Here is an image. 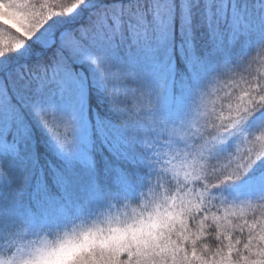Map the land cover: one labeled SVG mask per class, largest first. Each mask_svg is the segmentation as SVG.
Wrapping results in <instances>:
<instances>
[{"label": "snow or ice", "instance_id": "obj_1", "mask_svg": "<svg viewBox=\"0 0 264 264\" xmlns=\"http://www.w3.org/2000/svg\"><path fill=\"white\" fill-rule=\"evenodd\" d=\"M161 37L193 69L201 57L224 59L175 125L151 113V91L131 84L115 58L124 45ZM257 47L264 0H0V135L24 96L85 64L128 121L159 132L145 141L133 196L111 204L132 209V236L101 264H264V74L251 71L250 59ZM240 72L246 87L237 93L230 81ZM133 102L141 105L134 116ZM0 177L11 180L3 163ZM15 203L10 196L0 211L5 249L14 228L29 230Z\"/></svg>", "mask_w": 264, "mask_h": 264}, {"label": "trees", "instance_id": "obj_2", "mask_svg": "<svg viewBox=\"0 0 264 264\" xmlns=\"http://www.w3.org/2000/svg\"><path fill=\"white\" fill-rule=\"evenodd\" d=\"M244 47L251 50L253 45L245 43ZM115 58L131 84L151 91L152 109L159 112L180 106L187 113L196 89L224 63L223 58L201 57L193 69L188 59L177 55L170 37L124 45ZM250 59L251 71L264 74V48L257 47ZM146 64L156 74L139 73ZM245 79L246 74L240 72L230 81L237 86V93L246 87ZM64 100L72 103L76 114L72 120L87 124L90 162L86 164L71 159L67 147L53 133L62 132L64 124L52 123L53 115L49 116L46 110ZM143 106L147 107L146 102ZM132 107L134 116L141 105L133 102ZM41 115L53 132L41 121ZM167 117V124L175 125L184 115ZM3 123L0 113V126ZM152 134L155 132L149 124L128 121L124 113L115 109L96 81L94 70L78 63L69 75H58L38 91L24 96L9 122L8 133L0 135V163L11 178L9 181L0 177V211L4 210L5 201L14 196L12 210L21 221L32 217L44 228H53L131 198L127 190L119 189V182L128 180L133 189L137 185L139 174L146 167L145 141ZM116 176H121L119 182H115ZM241 208L250 214L247 208Z\"/></svg>", "mask_w": 264, "mask_h": 264}, {"label": "clouds", "instance_id": "obj_3", "mask_svg": "<svg viewBox=\"0 0 264 264\" xmlns=\"http://www.w3.org/2000/svg\"><path fill=\"white\" fill-rule=\"evenodd\" d=\"M131 218V208L110 205L58 227L25 231L20 225L8 237L12 247L0 243V262L15 253L13 264H101L102 254L131 238Z\"/></svg>", "mask_w": 264, "mask_h": 264}, {"label": "rangeland", "instance_id": "obj_4", "mask_svg": "<svg viewBox=\"0 0 264 264\" xmlns=\"http://www.w3.org/2000/svg\"><path fill=\"white\" fill-rule=\"evenodd\" d=\"M140 69L142 70V72H139V73L146 72L148 75L150 74L153 75V74H156L157 72L156 70L152 69L151 66H147V64L145 66H142ZM71 104L72 103H69L67 100L62 101L61 104L53 103L46 111H49V114H50L49 116L53 115L52 116L53 118L51 121L52 123L64 124V126L61 125V127H64V128L62 132H59V134L63 138L62 143L68 149L69 157L71 159L77 160L78 162L82 164H86L90 162L89 157H88L89 148H90V145H89L90 135L88 133L87 124L85 123L83 124V122H76L75 119L72 120L73 116L76 114H73L74 108L73 109L71 108ZM151 113L155 117H159L160 119H162L167 124V120H168L167 115L182 116L186 114V111L182 107L179 106V107H174L173 109H169V110L165 109L164 112H159L154 109H151ZM67 126L69 128H67ZM152 131L155 132V134H152V136L159 134L158 130L153 127H152ZM15 159L16 158L14 157V160ZM143 161H146V158H144ZM145 164L146 162L143 163V165ZM114 180L115 182H119L121 180V176H116ZM122 188L124 190H127L128 196H133L134 189L132 187V184L128 180H125V181L122 180L119 182V189H122ZM102 204L103 202L101 201V205ZM22 222L25 226L29 228V230H36V229L44 228L41 224H38L36 220L32 217H29ZM44 222L45 220L43 219L42 223L44 224Z\"/></svg>", "mask_w": 264, "mask_h": 264}]
</instances>
